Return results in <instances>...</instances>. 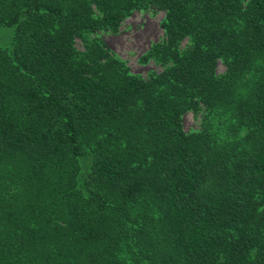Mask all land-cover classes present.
<instances>
[{"label": "trees", "instance_id": "1", "mask_svg": "<svg viewBox=\"0 0 264 264\" xmlns=\"http://www.w3.org/2000/svg\"><path fill=\"white\" fill-rule=\"evenodd\" d=\"M147 8L141 77L98 32ZM6 27L0 264H264V0H0Z\"/></svg>", "mask_w": 264, "mask_h": 264}, {"label": "rangeland", "instance_id": "2", "mask_svg": "<svg viewBox=\"0 0 264 264\" xmlns=\"http://www.w3.org/2000/svg\"><path fill=\"white\" fill-rule=\"evenodd\" d=\"M163 12L152 8L130 12L114 32L99 31L98 36L104 40L110 51L129 68L130 72L146 77L151 71H159L161 66L151 57L143 61L141 58L150 47L162 40L163 32L160 21ZM12 28H0V46L8 44ZM79 48V41L75 42ZM224 64L218 61L216 72L221 73ZM201 116L199 113L186 111L182 115L183 129L188 131L199 128Z\"/></svg>", "mask_w": 264, "mask_h": 264}]
</instances>
